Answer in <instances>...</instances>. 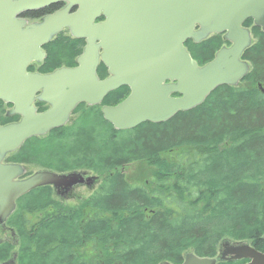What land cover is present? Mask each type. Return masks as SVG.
Instances as JSON below:
<instances>
[{"label": "trees", "instance_id": "1", "mask_svg": "<svg viewBox=\"0 0 264 264\" xmlns=\"http://www.w3.org/2000/svg\"><path fill=\"white\" fill-rule=\"evenodd\" d=\"M253 29L257 42L244 55L252 64L247 86L218 87L203 104L167 122L118 131L101 110L129 95L123 87L101 106L80 104L71 124L9 155L7 163L38 170L90 172L100 185L76 205L57 199L49 186L20 198L6 224L13 237L0 243V262L181 264L188 253L214 258L227 241L248 242L264 253V93L258 88L264 89V33ZM216 37L196 46V59L213 58ZM84 47V40L60 34L29 72L75 67ZM98 75L107 76L102 64ZM11 108L0 101L1 126L20 120L8 115ZM137 165L148 169L131 182L126 172Z\"/></svg>", "mask_w": 264, "mask_h": 264}, {"label": "water", "instance_id": "2", "mask_svg": "<svg viewBox=\"0 0 264 264\" xmlns=\"http://www.w3.org/2000/svg\"><path fill=\"white\" fill-rule=\"evenodd\" d=\"M60 2L66 8L41 23L18 18ZM101 17L105 20L97 22ZM249 19L264 32V0H0V101L13 105L9 115L21 117L18 123L0 125V226L15 211L17 200L33 190L49 186L65 197L96 180L84 172L49 170L21 179L25 168L4 163L7 155L33 137L66 126L79 104L100 105L121 87H128L130 95L102 108L104 120L118 131L167 122L200 106L218 87L237 86L249 70L241 61L250 45L249 31L243 28ZM64 29L86 41L77 67L29 73L31 64L45 59L42 48ZM222 33L233 46L199 67L185 43ZM100 62L109 74L105 80L97 76ZM36 101L49 109L38 113ZM241 260L264 264V253L248 243H224L216 258L189 254L183 264Z\"/></svg>", "mask_w": 264, "mask_h": 264}, {"label": "flooded vegetation", "instance_id": "3", "mask_svg": "<svg viewBox=\"0 0 264 264\" xmlns=\"http://www.w3.org/2000/svg\"><path fill=\"white\" fill-rule=\"evenodd\" d=\"M66 6H67V3H64V2H60V3H58V4H56V5H53V6H50V7H48V8H45V9H42V10H33V11H26V12H22V13H20L19 14V16H18V18H20V19H24V20H26V21H28L29 23H41L42 22V20L46 17V16H49V15H51V14H54V13H56V12H58V11H61V10H63V9H65L66 8ZM74 11H76V9H73L72 10V12H74ZM105 19L103 18V17H101L97 22H103ZM245 24H246V22L244 23V25H243V27L245 28V29H247L248 31H249V33H250V37H251V47H252V45L255 43V41H257V39H255V37H254V34H253V31H254V29H253V25L251 26V27H245ZM60 34H62V35H64V37H68L69 35H70V33H69V31L67 30V29H64ZM59 34V35H60ZM213 36H215V35H213ZM213 36H211V37H209V38H212ZM217 36H220L221 37V39L220 38H218V37H216L215 39H219V42H220V47L219 48H217V49H215V51H214V53H213V58L210 60V61H208V62H206V60H203V59H201L200 58V60H198V59H196L195 58V56L193 55V53L194 54H197V53H195L194 51L196 50V46H200L203 42H205V41H202V42H200V43H195L194 41H192V40H189V41H187L186 42V44H185V46H186V48H187V50L189 51V53H190V55L192 56V58L202 67V66H204V65H206V64H208L209 62H211V61H213L215 58H216V55H217V53L219 52V51H221V50H223V49H229L230 47H232V43L231 42H229V41H227L226 40V38H225V35H217ZM208 38V39H209ZM207 39V40H208ZM189 43H191V49L189 48ZM250 49V48H249ZM249 49H247V50H249ZM246 50V51H247ZM246 51L243 53V55H242V58H241V60L244 62V63H246V64H248V66L250 67V66H252V64L250 63V61L248 60V59H246L245 58V60H244V55H245V53H246ZM208 60V59H207ZM204 62V63H203ZM102 63H100V65H101ZM99 65V66H100ZM33 66H37L36 64H33ZM38 73V72H37ZM107 77H109V74H108V72H107V76L105 77V78H107ZM98 78L99 79H101V80H104L105 78H101L100 76H98ZM167 84H169L170 82H166ZM259 87V86H258ZM128 88V87H127ZM129 89V88H128ZM129 91H130V89H129ZM172 97H175V98H178L179 96H172ZM6 226L5 227H0V232L1 231H3V230H6ZM8 229V228H7ZM13 237V234L9 231V229L7 230V231H5V236L3 237V238H0V243L1 242H3V241H6V240H10V238H12ZM184 262V261H183ZM183 262L181 263V264H183ZM4 263H7V264H12V261H7V262H4Z\"/></svg>", "mask_w": 264, "mask_h": 264}, {"label": "rangeland", "instance_id": "4", "mask_svg": "<svg viewBox=\"0 0 264 264\" xmlns=\"http://www.w3.org/2000/svg\"><path fill=\"white\" fill-rule=\"evenodd\" d=\"M75 118H76V116L72 118L71 123ZM143 169L147 170L148 167L143 166V165H137L135 167L128 169L126 172V175L128 176V179L132 180L131 182H134L135 180L132 179L133 176H135L136 174H138L141 171H144ZM26 170L28 173H35L38 169L33 168L31 166H27ZM89 177L96 178V177H94V174L90 173V172L86 174V178H89ZM140 178L141 177H138V179L136 181H138ZM99 185H100V181L95 180V182H93V184L90 187L85 186V185L79 186V187H76L74 190H72V192L65 197H62L59 195H57L56 197L60 201H63L69 205H76L79 200H82L86 197L91 196L95 192V190L98 188ZM7 230L8 229L6 228V230H3L0 232V238H3L5 236V231H7ZM224 243H229V241L223 242V244ZM232 244H234V243H232Z\"/></svg>", "mask_w": 264, "mask_h": 264}]
</instances>
